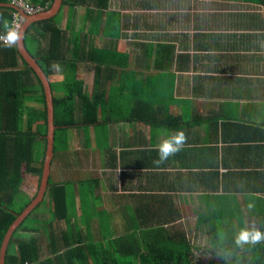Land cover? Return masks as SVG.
<instances>
[{
    "label": "crops",
    "instance_id": "0c3cea01",
    "mask_svg": "<svg viewBox=\"0 0 264 264\" xmlns=\"http://www.w3.org/2000/svg\"><path fill=\"white\" fill-rule=\"evenodd\" d=\"M24 44L38 64L62 54L46 75L55 87L75 69L86 94L104 97L97 122L70 128L54 156L48 185L64 188L65 217L44 218L41 259L65 249L60 233L109 246L184 234L198 256L212 244L210 220L264 229V0H63L30 23ZM21 57L20 95L36 94ZM76 110L82 120L79 101ZM177 129L183 148L156 163V145ZM38 181H26L25 202ZM49 186L38 203L48 208Z\"/></svg>",
    "mask_w": 264,
    "mask_h": 264
},
{
    "label": "trees",
    "instance_id": "16d2710c",
    "mask_svg": "<svg viewBox=\"0 0 264 264\" xmlns=\"http://www.w3.org/2000/svg\"><path fill=\"white\" fill-rule=\"evenodd\" d=\"M12 1L0 0V16L6 18L10 24L16 12L10 6ZM26 1L47 9L54 3V0ZM3 31L0 25V34ZM56 32L62 37L60 31ZM20 54L18 46L7 48L0 45V55L6 58L5 64H0V247L11 225L33 201L25 202L27 196L23 188L26 181L38 177L39 188L36 196L40 192L48 147V106L45 89L37 77L36 94L24 92L25 94L20 95L22 89L26 88L21 80ZM61 55H57L54 49H51L42 56L39 65L48 77L51 74L50 64L59 60ZM0 60L2 62V59ZM23 65L25 68L23 71H26L24 74L33 72L25 60ZM2 67L7 70H2ZM68 74L72 76L65 78L64 93H55V86L50 83L56 126L55 154L59 145L66 143L70 128L79 123L89 126L97 122L98 106L104 102V97L98 91L91 95L85 93L83 82L75 76V69L73 73ZM4 87L8 89L5 91ZM28 101L34 102V106L31 108L26 106ZM77 101L83 112L82 120L76 117ZM64 194L63 187H50L47 196L52 200L53 206L48 208L46 204L40 203L20 221L8 240L4 264H196L193 246L184 234L175 238L171 236L165 239L156 238L153 242L144 238L143 245L121 236L112 240V245L109 246L107 241H90L84 245L79 242L78 245H74L67 233H60L58 240L64 241L65 249L53 250L51 251L53 255L41 259L45 253L40 252L44 251L45 240H48L44 218L52 212L51 209H54V218L65 217L61 216L63 208L66 209L67 199ZM207 223L215 232L211 238L212 244L199 249V254L206 259L204 264H264V242L243 246L235 243V236L245 228V222H239L242 226L240 229L236 222L225 218H215ZM162 230L158 227L152 232L158 236ZM261 231L264 232V229ZM73 246L76 247L72 248Z\"/></svg>",
    "mask_w": 264,
    "mask_h": 264
},
{
    "label": "water",
    "instance_id": "95a60500",
    "mask_svg": "<svg viewBox=\"0 0 264 264\" xmlns=\"http://www.w3.org/2000/svg\"><path fill=\"white\" fill-rule=\"evenodd\" d=\"M62 4H63V0H54L53 6L51 8L52 10L47 15L37 14L34 16H26L27 20L29 18H32V19H29V21H26L24 23V27L22 29V39L18 45L20 52H21L22 56L24 57L25 61L27 62L29 67L36 73L37 77L41 80V82L44 86V89H45V93L47 96V106H48V136H47L48 147H47L45 166H44V174H43V180H42L40 192H39L36 200H34V202L32 204H30L29 207L27 209H25V211H23V213L21 215L18 216L17 221L13 225H11V227L9 228L6 236L3 239L2 245L0 247V264H4L5 250H6V246H7L8 240L11 236L12 231L16 228V226L20 223V221L27 214H29L30 211H32V209L36 206V204H38L41 200L44 199L45 192L49 186L48 181H49V176H50V169H51V165H52V162H53L54 156H55L54 137H55V130H56V126L54 123V107H53L52 90H51V85H50V82L48 80V77L44 73L43 69L38 64V62H36V60L34 58H32L29 55V53L26 51L25 44H24V38H25L26 30L30 26L31 22H33L34 20H40V19H43L45 17L52 16L53 14L58 12L59 9H61Z\"/></svg>",
    "mask_w": 264,
    "mask_h": 264
},
{
    "label": "clouds",
    "instance_id": "9594fccd",
    "mask_svg": "<svg viewBox=\"0 0 264 264\" xmlns=\"http://www.w3.org/2000/svg\"><path fill=\"white\" fill-rule=\"evenodd\" d=\"M0 25L4 29L3 33L0 34V45L7 48L17 47L22 39V25L10 24L2 16H0ZM52 67L57 71L60 70L58 64H53ZM186 139L184 131L180 129L163 138L155 148L158 155L156 163H163L170 156L179 152L183 148ZM247 207L251 210L254 208V204L249 203ZM260 242H264V232L258 229L255 224L248 228H242L235 236V243L238 246Z\"/></svg>",
    "mask_w": 264,
    "mask_h": 264
},
{
    "label": "built area",
    "instance_id": "2783aa9c",
    "mask_svg": "<svg viewBox=\"0 0 264 264\" xmlns=\"http://www.w3.org/2000/svg\"><path fill=\"white\" fill-rule=\"evenodd\" d=\"M11 7L16 10L13 16L12 24L15 23L18 25H22V29L24 27L26 16L40 14L46 9V7L42 5H33L26 0H13L11 3Z\"/></svg>",
    "mask_w": 264,
    "mask_h": 264
},
{
    "label": "rangeland",
    "instance_id": "374dc122",
    "mask_svg": "<svg viewBox=\"0 0 264 264\" xmlns=\"http://www.w3.org/2000/svg\"><path fill=\"white\" fill-rule=\"evenodd\" d=\"M60 86V85H59ZM64 86V85H63ZM63 86H60L61 88H58V86H56L55 87V93H59V92H61V93H64L63 92ZM43 146V145H42ZM43 150H44V148L41 150L42 152H43ZM41 151H39V152H41ZM29 186V184L26 182L25 183V187H28ZM30 187V186H29ZM28 191V189H26V192ZM42 208V207H41ZM40 208V209H41ZM43 208L45 209V207L43 206ZM26 224H27V222H26ZM44 227V226H43ZM198 256H200L201 254H197ZM198 256H195V263L196 264H204V263H206V259H204L202 256H201V258L202 259H200Z\"/></svg>",
    "mask_w": 264,
    "mask_h": 264
}]
</instances>
